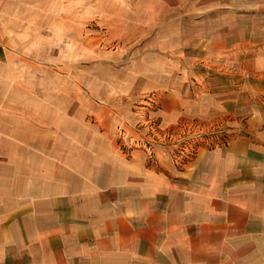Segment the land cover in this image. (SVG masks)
Returning a JSON list of instances; mask_svg holds the SVG:
<instances>
[{"label":"rangeland","instance_id":"obj_1","mask_svg":"<svg viewBox=\"0 0 264 264\" xmlns=\"http://www.w3.org/2000/svg\"><path fill=\"white\" fill-rule=\"evenodd\" d=\"M190 5L0 0V208L68 191L117 211L242 134L202 40L220 26Z\"/></svg>","mask_w":264,"mask_h":264},{"label":"crops","instance_id":"obj_2","mask_svg":"<svg viewBox=\"0 0 264 264\" xmlns=\"http://www.w3.org/2000/svg\"><path fill=\"white\" fill-rule=\"evenodd\" d=\"M190 4L220 26L202 40L224 76L217 102L242 134L183 185L117 211L68 191L1 207L0 264H264V0Z\"/></svg>","mask_w":264,"mask_h":264}]
</instances>
